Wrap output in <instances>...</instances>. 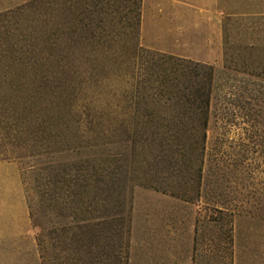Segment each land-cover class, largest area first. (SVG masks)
Returning a JSON list of instances; mask_svg holds the SVG:
<instances>
[{
  "label": "trees",
  "instance_id": "trees-1",
  "mask_svg": "<svg viewBox=\"0 0 264 264\" xmlns=\"http://www.w3.org/2000/svg\"><path fill=\"white\" fill-rule=\"evenodd\" d=\"M141 2L32 0L16 7H45L38 14L52 26L44 34L53 54L66 51L59 42L85 44L86 54L104 51L103 59L124 63L91 66L13 151L29 160L22 172L32 181L28 207L41 264H128L126 193L136 180L186 202L211 204L202 180L214 68L143 48ZM98 71L102 78L93 79ZM83 148L98 150L92 158H69ZM232 219L223 200L198 217L193 264H232ZM204 223L217 229L214 263L198 253Z\"/></svg>",
  "mask_w": 264,
  "mask_h": 264
},
{
  "label": "rangeland",
  "instance_id": "rangeland-1",
  "mask_svg": "<svg viewBox=\"0 0 264 264\" xmlns=\"http://www.w3.org/2000/svg\"><path fill=\"white\" fill-rule=\"evenodd\" d=\"M44 9L25 4L0 12V264H41L28 207L34 197L32 181L22 172L29 160L16 159L13 151L35 133L72 85L86 78L91 66L116 69L124 64L121 58L103 59L104 51L86 54L85 44L59 42L66 51L53 54L48 47L52 38L44 34L52 26L38 14ZM139 43L214 68L202 180V196L211 204L203 203L204 198L186 202L132 182L126 193L129 246L135 209L139 216L151 214L152 232L145 238L150 236L155 245L160 235L172 242V234L162 230L175 231L178 242L189 235L193 256L198 217L210 213L215 200H223L233 211L232 264H264V0L188 5L142 0ZM97 150L83 148L69 158H92ZM199 232L198 253L216 262L217 229L204 223Z\"/></svg>",
  "mask_w": 264,
  "mask_h": 264
},
{
  "label": "crops",
  "instance_id": "crops-1",
  "mask_svg": "<svg viewBox=\"0 0 264 264\" xmlns=\"http://www.w3.org/2000/svg\"><path fill=\"white\" fill-rule=\"evenodd\" d=\"M32 0H0V12L10 10L14 7L22 5ZM182 4H217L221 3L222 0H180ZM226 2V1H225ZM172 199V197H171ZM164 213L161 216V224L163 223ZM141 221L138 225V221ZM151 214H142L137 215L136 210L133 209V218L131 226V235H130V246H129V256L128 264H193V256L190 248V238L189 235H186V238L183 242V239H180L181 243L178 242L177 233L171 229L162 230L164 234H172V242L168 243L167 240L163 238V235L160 237V241L155 245L152 243L151 239L148 236L145 238L143 234H151ZM165 225V223H163ZM144 227L141 228L140 227ZM195 221L193 223V233H194ZM159 234L161 230L158 231ZM182 236V235H181ZM176 240V241H175ZM180 243V244H179Z\"/></svg>",
  "mask_w": 264,
  "mask_h": 264
}]
</instances>
